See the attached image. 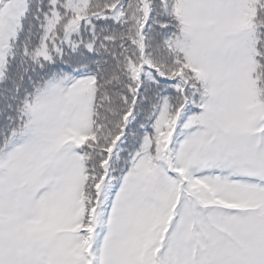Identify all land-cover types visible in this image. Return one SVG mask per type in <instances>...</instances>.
Returning <instances> with one entry per match:
<instances>
[{
  "label": "snow or ice",
  "instance_id": "1",
  "mask_svg": "<svg viewBox=\"0 0 264 264\" xmlns=\"http://www.w3.org/2000/svg\"><path fill=\"white\" fill-rule=\"evenodd\" d=\"M0 264H264V0H0Z\"/></svg>",
  "mask_w": 264,
  "mask_h": 264
}]
</instances>
